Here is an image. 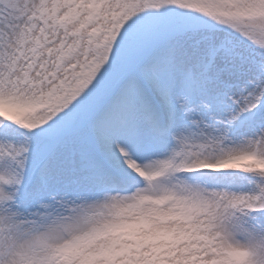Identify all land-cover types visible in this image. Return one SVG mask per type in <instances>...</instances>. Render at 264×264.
<instances>
[{
	"label": "snow or ice",
	"instance_id": "obj_1",
	"mask_svg": "<svg viewBox=\"0 0 264 264\" xmlns=\"http://www.w3.org/2000/svg\"><path fill=\"white\" fill-rule=\"evenodd\" d=\"M0 264H264V0H0Z\"/></svg>",
	"mask_w": 264,
	"mask_h": 264
}]
</instances>
